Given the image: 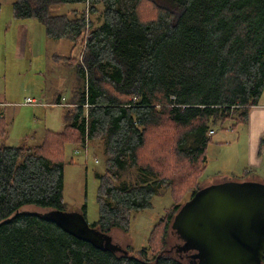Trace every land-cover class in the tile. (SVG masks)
<instances>
[{
    "label": "trees",
    "instance_id": "obj_1",
    "mask_svg": "<svg viewBox=\"0 0 264 264\" xmlns=\"http://www.w3.org/2000/svg\"><path fill=\"white\" fill-rule=\"evenodd\" d=\"M11 11L83 52L62 131H45L35 146L0 144V264H188L168 231L204 187L211 127L244 123L264 91V0H15ZM71 53L60 57L65 66L77 61ZM167 131H177L173 141ZM97 141L100 233L128 232L131 214L170 189L171 206L136 253L94 249L26 211H62L66 147ZM127 169L136 183L116 186Z\"/></svg>",
    "mask_w": 264,
    "mask_h": 264
},
{
    "label": "rangeland",
    "instance_id": "obj_2",
    "mask_svg": "<svg viewBox=\"0 0 264 264\" xmlns=\"http://www.w3.org/2000/svg\"><path fill=\"white\" fill-rule=\"evenodd\" d=\"M14 1L0 0V100L8 103V111L17 127L27 121H32L33 130H38L45 124L48 129L55 132L59 130L57 129L59 124L57 117L61 116L62 111V115H64L65 109H57L58 116L50 112H47L46 116L44 111L47 109H34L31 106H24L23 103L26 97L44 102L46 101L45 98L56 96L66 99L67 102L71 96L70 89L73 85L77 86L75 65L80 61L83 46H78L71 53L70 44L66 40L47 39L44 36L42 26L34 20L13 19L11 8ZM84 12L87 19H92L97 25L99 24L100 21L97 16H90L89 4H85ZM70 53L77 61L74 64L71 62L70 66H65L61 63L60 57H67ZM32 112L34 115L31 117ZM217 129L218 126L216 125L211 127V130ZM172 135L173 141L177 131H167V137H172ZM227 135H230V132L217 131L216 135L210 136L211 142L218 137L223 138ZM223 139L221 146L211 145V142L207 145L210 153V169L205 170L201 177L199 182L202 185L209 181L219 182L217 177L214 178V169L218 166L226 167L228 165V161L226 160L223 164L222 159L228 149L226 145L230 141ZM103 150L104 145L101 141L89 143V145L85 143V147L79 150L67 146L63 159L62 212L72 214L80 212L82 207H85V219L91 228H94V223L98 220L96 203L98 180L96 175L101 174L104 170ZM137 176L138 173L135 169L124 170L119 173L115 185L118 187L132 186L136 183ZM246 179L250 182L264 184V180L259 177L248 176ZM171 204L170 189L157 190L152 199L151 209L131 214L128 232L125 233L120 230L110 232L112 243L120 251L130 250L132 253L140 251L146 247L151 230L159 220L165 217ZM26 211L46 218L52 217L54 213V211L28 208ZM168 233L172 243H177L171 225ZM148 254L151 258L152 255L149 251ZM181 258L185 263H188L185 256L181 255Z\"/></svg>",
    "mask_w": 264,
    "mask_h": 264
},
{
    "label": "water",
    "instance_id": "obj_3",
    "mask_svg": "<svg viewBox=\"0 0 264 264\" xmlns=\"http://www.w3.org/2000/svg\"><path fill=\"white\" fill-rule=\"evenodd\" d=\"M60 230L94 249L124 253L91 228L81 212L54 211ZM171 230L190 253L188 264H264V184L224 182L203 187L176 213Z\"/></svg>",
    "mask_w": 264,
    "mask_h": 264
},
{
    "label": "crops",
    "instance_id": "obj_4",
    "mask_svg": "<svg viewBox=\"0 0 264 264\" xmlns=\"http://www.w3.org/2000/svg\"><path fill=\"white\" fill-rule=\"evenodd\" d=\"M74 88L75 86L73 85L72 89H70L71 96L69 99H67V102L66 99L59 98L58 96H56L54 98H45L46 101L44 102L38 100L36 101L38 102V104L36 106H31V107L34 109H47V111H44L45 115L47 114V112H50L53 114H57L58 116L57 109H61V110L65 109L66 112L68 108H71V106L69 105L71 103L70 99L72 98ZM8 109H9L8 103H6L3 100H0V121L1 123H3L5 127V135L4 137L0 136V144H3L11 148H18L23 145L29 147L35 146L41 143L45 131L53 132L52 130L48 129L45 124L38 130H33L32 121L31 122L27 121L26 123L21 124V126L17 127L14 124V121L11 118V113L8 111ZM62 112L60 113L61 116L57 117V121H59V124L57 125V129L59 130L53 133L61 132L64 127V121H63L64 115H62ZM33 115L34 114L32 112L31 117ZM36 131L39 132L37 133ZM217 131L230 132V135L223 137L224 139L218 137L214 141L212 142L210 141L211 145L221 146L222 139L223 140L229 139L230 142L229 144L226 145L228 147L227 152L224 154L222 159L223 164L227 160L228 165L226 167L218 166L217 168L214 169L215 171L214 178L217 177L219 179V182L209 181L208 183L201 185L206 187L212 184H218L229 181H234V182L249 181L246 179V177L248 176L259 177L260 179L264 180V148L260 147V142L264 138V91L258 101V105L252 107L248 111L246 121L244 123L238 124V126L234 128H227L225 130H220V129L211 130L209 133L210 136L216 135ZM232 133H237V134H232ZM31 143H36V144H31ZM208 153H209V148L207 146L206 171L210 169V153L209 155Z\"/></svg>",
    "mask_w": 264,
    "mask_h": 264
},
{
    "label": "built area",
    "instance_id": "obj_5",
    "mask_svg": "<svg viewBox=\"0 0 264 264\" xmlns=\"http://www.w3.org/2000/svg\"><path fill=\"white\" fill-rule=\"evenodd\" d=\"M38 104V102L30 99V98H26L24 101V105L26 106H36Z\"/></svg>",
    "mask_w": 264,
    "mask_h": 264
},
{
    "label": "flooded vegetation",
    "instance_id": "obj_6",
    "mask_svg": "<svg viewBox=\"0 0 264 264\" xmlns=\"http://www.w3.org/2000/svg\"><path fill=\"white\" fill-rule=\"evenodd\" d=\"M190 255V253H186V257H188ZM189 261V259H187Z\"/></svg>",
    "mask_w": 264,
    "mask_h": 264
}]
</instances>
